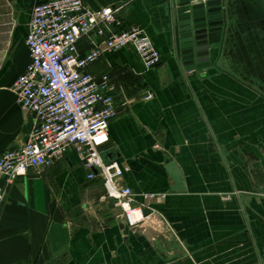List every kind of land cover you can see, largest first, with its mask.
Instances as JSON below:
<instances>
[{
    "label": "crops",
    "instance_id": "0c3cea01",
    "mask_svg": "<svg viewBox=\"0 0 264 264\" xmlns=\"http://www.w3.org/2000/svg\"><path fill=\"white\" fill-rule=\"evenodd\" d=\"M38 1L0 0V40L3 21L14 20L12 48L23 44L25 52L19 69L14 59L0 63V155L27 137L31 115L3 85L11 69L15 82L29 62L25 37ZM84 1L117 7L122 23L114 29L143 30L161 54V63L147 68L133 47H123L105 52L88 71L98 79L107 72L116 84L120 112L110 121L104 158L128 166L121 182L137 203L147 193L161 196L151 205L178 239L129 230L120 207L102 198V178H88L70 149L10 185L0 174L6 189L0 264H264V195L256 194L264 190V87L242 71L256 61L264 65V0H226L228 21L209 35L211 65L204 72L211 70L205 77L183 64L179 0ZM79 47L88 49L89 39ZM146 93L153 96L142 97ZM171 160L186 190L173 189Z\"/></svg>",
    "mask_w": 264,
    "mask_h": 264
},
{
    "label": "built area",
    "instance_id": "2783aa9c",
    "mask_svg": "<svg viewBox=\"0 0 264 264\" xmlns=\"http://www.w3.org/2000/svg\"><path fill=\"white\" fill-rule=\"evenodd\" d=\"M117 7L94 8L84 0H42L33 4L25 37L29 62L17 77L12 90L23 111L34 119L26 139L0 155V174L6 186L30 168L40 169L74 149L88 178L103 180L104 200L120 207L125 226L132 232L157 230L167 225L151 205L160 195L147 193L139 203L131 187L121 182L128 166L107 161L103 146L110 140L109 125L120 112L116 84L109 73L100 79L88 66L105 52L133 47L147 68L162 61L152 39L137 27L115 30L121 25ZM89 39L81 51L79 41ZM153 96L148 93L147 99ZM0 186V200L5 197ZM149 208L151 212L145 213ZM162 219V220H161Z\"/></svg>",
    "mask_w": 264,
    "mask_h": 264
},
{
    "label": "water",
    "instance_id": "95a60500",
    "mask_svg": "<svg viewBox=\"0 0 264 264\" xmlns=\"http://www.w3.org/2000/svg\"><path fill=\"white\" fill-rule=\"evenodd\" d=\"M177 35L183 64L187 70L204 72L211 65L209 35L223 30L228 21L226 0H179L175 5ZM231 22V20H230ZM34 119L29 118L26 130L33 128ZM167 170L175 181L174 190H186L182 173L176 161L167 164ZM145 213L151 209H144Z\"/></svg>",
    "mask_w": 264,
    "mask_h": 264
},
{
    "label": "rangeland",
    "instance_id": "374dc122",
    "mask_svg": "<svg viewBox=\"0 0 264 264\" xmlns=\"http://www.w3.org/2000/svg\"><path fill=\"white\" fill-rule=\"evenodd\" d=\"M14 25V20H6L3 21V25L2 30H3V36H2V40H0V63L2 62H6L8 59H14L15 61V67L14 69H19V67L21 66L22 60L25 57V52H24V46L23 44H20L17 47L12 48V42H11V35H12V27ZM11 69L10 71V81L7 83H4L3 86H7V88L10 90H12V85L14 84V79L16 78V74L14 75L15 70ZM211 70V69H209ZM209 70L207 72H203L200 73L199 75H201L202 77L204 76H209ZM14 75V77H13ZM141 86V85H140ZM139 84L137 85V89H135V93L137 97H140L141 95V89L142 87H140ZM13 91V90H12ZM143 92V91H142ZM148 95V93H146V95H143L142 97L147 98L146 96ZM237 194L240 193V191H236ZM257 196H262L264 195V190L260 189V191L256 192ZM226 198H230V194L229 195H225ZM155 213L158 215V211L155 210ZM160 215V216H159ZM159 218H162L164 221L163 223H166L167 225H162L159 226L157 228V230L153 229L152 227H148L147 229H145L146 232H152L154 233L155 237H161L164 238L166 240H170L171 238H176L178 239V236L176 234V232L173 230L172 224L170 223V221H168L162 214H159ZM161 219V220H162ZM137 232H141V231H137Z\"/></svg>",
    "mask_w": 264,
    "mask_h": 264
},
{
    "label": "flooded vegetation",
    "instance_id": "af4514ba",
    "mask_svg": "<svg viewBox=\"0 0 264 264\" xmlns=\"http://www.w3.org/2000/svg\"><path fill=\"white\" fill-rule=\"evenodd\" d=\"M253 5H256V4L254 3ZM262 22H264V21H262ZM255 63H254L255 65L253 67L252 66L251 67H244L242 69L243 76L249 80L255 81L261 87H264V65H262V67H261L257 63V61Z\"/></svg>",
    "mask_w": 264,
    "mask_h": 264
}]
</instances>
